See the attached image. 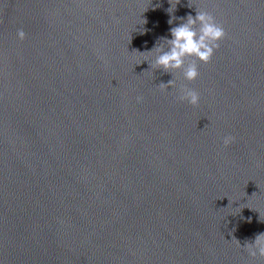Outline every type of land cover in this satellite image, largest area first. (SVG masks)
Returning a JSON list of instances; mask_svg holds the SVG:
<instances>
[{
    "label": "water",
    "instance_id": "95a60500",
    "mask_svg": "<svg viewBox=\"0 0 264 264\" xmlns=\"http://www.w3.org/2000/svg\"><path fill=\"white\" fill-rule=\"evenodd\" d=\"M169 7L0 0V264H264V0H179L226 35L161 91Z\"/></svg>",
    "mask_w": 264,
    "mask_h": 264
},
{
    "label": "clouds",
    "instance_id": "9594fccd",
    "mask_svg": "<svg viewBox=\"0 0 264 264\" xmlns=\"http://www.w3.org/2000/svg\"><path fill=\"white\" fill-rule=\"evenodd\" d=\"M178 3L179 0H169L170 7L166 10L170 17L169 25H172L174 20L180 21L169 28L170 37H159L150 50L137 51L141 54V59L137 64L146 61L151 70L160 69L163 72L171 73L172 79L156 85L161 91L169 90V86L171 88L176 86V80L173 77L177 70H180L183 80H195L199 75L198 62L207 63L215 50L220 47V41L226 35L224 28L209 11L195 8V16L190 13L184 17L174 16L173 13ZM143 21L142 24H137L146 23L144 19ZM140 31L145 30L141 28ZM17 37L21 40L24 39L23 30H18ZM177 92L176 99L180 102H187L192 106H196L200 102V94L185 84H180ZM136 99L139 103L142 102L143 97L137 96ZM235 139L231 134H227L221 138V143L227 147L234 143ZM235 242L237 247L241 248L239 241L235 239ZM243 249L251 258L264 257V232L257 233L250 242L246 241Z\"/></svg>",
    "mask_w": 264,
    "mask_h": 264
}]
</instances>
